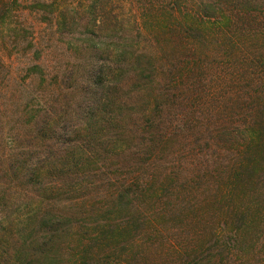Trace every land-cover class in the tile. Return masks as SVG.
Returning a JSON list of instances; mask_svg holds the SVG:
<instances>
[{"label":"rangeland","instance_id":"374dc122","mask_svg":"<svg viewBox=\"0 0 264 264\" xmlns=\"http://www.w3.org/2000/svg\"><path fill=\"white\" fill-rule=\"evenodd\" d=\"M18 4L0 21V158L12 140L51 157L42 184L12 183L0 246L23 264H264V0ZM93 28L112 38L98 31L95 50L75 47ZM123 36L153 63L123 68L95 136L80 72L121 60ZM70 138L86 150L79 167L49 168ZM51 203L65 225L49 241Z\"/></svg>","mask_w":264,"mask_h":264},{"label":"trees","instance_id":"16d2710c","mask_svg":"<svg viewBox=\"0 0 264 264\" xmlns=\"http://www.w3.org/2000/svg\"><path fill=\"white\" fill-rule=\"evenodd\" d=\"M13 1V2H12ZM15 3V5H19L18 4V0H0V21L5 20L6 17L8 16L9 11H11L13 4ZM68 14L66 13V10H60L57 13L56 19H57V25L59 27V31L61 33H67L70 34V27L66 26V24H68V22H66L67 20H69L67 18ZM94 23L97 24V19H94ZM99 31V33H107V38H112L111 36V32L113 31L112 28H98L95 29L93 28V30L91 32L87 31V29L83 32V34L85 35V38L83 40L82 43H80L79 41H76L75 43V47H81L83 49H85L86 51L91 48H94L92 50H95L99 44V42L94 43V44H90L88 43V41H93L94 38H92L94 36V34H96ZM125 31V30H124ZM123 31V32H124ZM91 34V35H89ZM100 34V37L102 36ZM96 37V36H94ZM123 38H125V42H123L120 45H118L117 49L120 48L121 50V54L120 57H122L121 60H118L117 62L113 63L110 62V60L107 58H102L103 61L102 62H98V64H96L95 66H92L90 70L84 69V71H81L80 73L83 74V79H81V89L83 90V97L87 98V110H82L81 112H85L86 116L85 118L87 119H91L94 118L95 121L93 123L89 122V127L90 130H93V135L96 136V134L99 133L100 128L97 127V123L103 121L102 119H100L101 117H98V112H100L101 114L103 113H109L110 114V119L111 117L114 115V100L112 99L113 96V89L117 88L116 82H118L119 79H122L121 76L123 75L124 71L123 68L124 67H128V71H132V72H137L142 70V65L140 66V70H138V64L139 62H143L145 64V66L149 67V64L151 66V64L153 62H151V58L149 53L146 52H138V51H134L133 52V46L129 45L127 43L126 40V36H123ZM106 44H103L99 50L98 53H102L103 50H107V48L105 47ZM110 46V44H108ZM102 51V52H101ZM138 52V53H137ZM133 55H135V59L134 61L131 62V58L133 57ZM87 59V57H85V60ZM84 60V61H85ZM0 63H1V59H0ZM87 66V62L84 63ZM77 70V67L73 68L71 70L72 73H75ZM83 72L87 73L84 74ZM69 76H72L71 73H69ZM139 76H142V73L139 72ZM135 77L139 78L137 76V74L135 73ZM148 77V76H146ZM145 78V77H143ZM124 80L125 78L121 81V84L124 85ZM130 80H132V77L130 78ZM143 81V79H142ZM80 86V85H79ZM115 88V91L117 92V89ZM122 100V98H121ZM120 100V101H121ZM95 103V105H94ZM98 105V107H97ZM113 113V114H112ZM48 122H46L45 124H47ZM88 125V124H87ZM48 125L45 126H40L38 128V131L36 132L37 134H45L46 133V129H47ZM103 128V126L101 127ZM52 129V128H51ZM46 135V134H45ZM13 145L10 146L9 149H5V155L7 156H2L0 158V173H2V175L0 176V204H5L4 208H8L9 204H7L9 196L13 197V193L12 190L14 189L13 186V182L16 181V179H18L19 176L25 175L27 177H30V181L32 184L37 185V183H43L41 182L40 178H43L41 176V174H45L44 169L42 168L43 165L45 163H43L44 161H46V159H50L51 157V153L47 154L45 160L40 161L38 160V158H33V155L31 153H29L28 151H24V152H17V150L22 147L21 143L19 142L18 144L14 142V140H12ZM41 141H45L42 140ZM75 139H67L66 140V146L65 147H61L58 148V152H61L63 150V153L61 154L60 157H57L56 155L53 156V161H55L53 164L51 162V165L49 166V168H52L53 166H55L58 163H61L63 165H75L79 167V162L82 160L83 156L86 154V150L81 149L80 147H76L73 143L75 142ZM55 143V142H54ZM54 143H49L46 144V146H54ZM91 142H89L88 148H87V154L88 155H95L94 152H96V149H98L99 146L96 145H91ZM31 143H29L30 145ZM43 146V143L41 144ZM26 147V146H25ZM24 147V148H25ZM85 153V154H84ZM29 154V155H27ZM83 154V155H82ZM27 155V156H26ZM26 156V157H25ZM59 158V159H58ZM63 159L65 162H63ZM43 163V164H42ZM47 175V173L45 174V176ZM36 178V179H35ZM65 184V183H64ZM58 185V184H57ZM51 206L49 207H45L44 211L42 212L41 216L44 217V219L47 218L46 222L47 224L44 222V228L42 229V231H44L45 233H48L46 235V237L44 238V240H51L53 237L57 236V234L59 233V231L62 229L64 224V214L61 210L55 209V203H51L49 204ZM36 210H33V212H35ZM41 211V209H40ZM30 212V213H33ZM0 218H2V216H0ZM3 228L2 226L0 227V231H2ZM40 237V236H39ZM0 249H3V253H5L4 255H9V256H4L2 252L0 251V262H10L13 264H23V260L20 259L18 260L17 257L14 259L15 256H13L14 254L10 253V251L7 249V247L4 246H0ZM52 249V247H51ZM16 252H19L18 250H16Z\"/></svg>","mask_w":264,"mask_h":264}]
</instances>
